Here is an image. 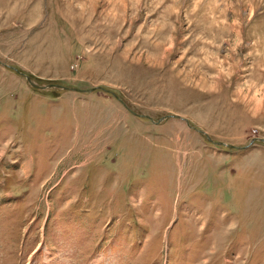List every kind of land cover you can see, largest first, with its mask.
Here are the masks:
<instances>
[{
  "label": "rangeland",
  "instance_id": "1",
  "mask_svg": "<svg viewBox=\"0 0 264 264\" xmlns=\"http://www.w3.org/2000/svg\"><path fill=\"white\" fill-rule=\"evenodd\" d=\"M0 264H264V0H0Z\"/></svg>",
  "mask_w": 264,
  "mask_h": 264
},
{
  "label": "water",
  "instance_id": "2",
  "mask_svg": "<svg viewBox=\"0 0 264 264\" xmlns=\"http://www.w3.org/2000/svg\"><path fill=\"white\" fill-rule=\"evenodd\" d=\"M27 80L30 82V84L32 85V86H35V87H37L36 86V84H34L32 81H31V79L29 78V77H27ZM53 86H58V85H52V84H49V85H47L46 87L47 88H50V87H53ZM59 87H62V86H59ZM45 88V87H44ZM62 88H67V87H62ZM94 88H92L91 90H93Z\"/></svg>",
  "mask_w": 264,
  "mask_h": 264
}]
</instances>
